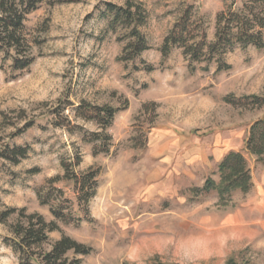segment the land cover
Listing matches in <instances>:
<instances>
[{
    "label": "rangeland",
    "instance_id": "374dc122",
    "mask_svg": "<svg viewBox=\"0 0 264 264\" xmlns=\"http://www.w3.org/2000/svg\"><path fill=\"white\" fill-rule=\"evenodd\" d=\"M126 1L43 0L24 21L34 61L12 70L0 59V210L25 208L51 220L36 190L62 177L61 160L79 152L75 172L98 170L89 220L58 224L92 248L82 264H264V164L244 150L250 125L264 116V105L246 104L264 93V47L235 46L222 71L214 62L190 70L179 47L166 57L159 51L187 5L212 40L217 12L244 0H133L146 10L140 31L149 48L128 62L118 58L124 32L108 30L101 14L105 2ZM82 101L118 108L107 152L82 140L77 127L99 130L73 116ZM17 146L26 149L17 163L1 156ZM229 151L245 155L250 189L226 202L215 192L195 194L207 177L218 181L217 153ZM52 185L82 217L73 183ZM8 235L0 223V264H19L3 243Z\"/></svg>",
    "mask_w": 264,
    "mask_h": 264
},
{
    "label": "trees",
    "instance_id": "16d2710c",
    "mask_svg": "<svg viewBox=\"0 0 264 264\" xmlns=\"http://www.w3.org/2000/svg\"><path fill=\"white\" fill-rule=\"evenodd\" d=\"M42 2L0 0V59L3 62L9 61L12 70H23L34 61L30 42L24 33V21ZM101 14L108 17V30L124 32V45L118 57L121 61H132L149 48L140 31L147 17L141 2L127 0L124 5L105 2ZM235 46H253L256 49L264 47V0H244L240 8L230 4L217 12L212 40L207 39L203 22L195 18L194 6L189 4L163 37L159 51L162 57H166L172 48L179 47L190 70H194L195 63L214 62L216 70L222 71L230 67L224 55ZM143 66L147 71L154 69L149 64ZM249 99L246 104L258 107L264 105V93ZM72 111L75 118L92 121L99 129L88 133L82 127H77L80 132L82 130V140L93 143L94 148L99 147L98 152H107L111 142L107 128L118 108L82 101ZM52 114L61 116L66 125L71 124L69 116L62 115L61 111L55 110ZM244 150L264 164V116L250 125ZM25 155L26 149L19 146L1 154L13 163ZM80 162L79 152L75 153V158L70 162L61 160L64 169L62 177L51 178L48 180L51 183L48 188L42 186L36 190L39 203L48 206L53 217L51 220H46L38 212L27 213L25 208L7 207L0 210V223L9 232L3 243L17 255L19 264H82V257L90 254V246L65 234L58 224L70 221L78 224L83 219L89 220V202L96 192L98 170L90 168L77 173L74 168ZM217 173L218 181L207 177L201 187L193 189L195 194L215 192L218 201L226 202L234 191L247 192L252 185L247 159L241 151L227 152L218 163ZM62 179L73 183L76 204L82 217L73 215L72 206L63 197L62 190L52 185ZM53 231L60 233L59 238L50 239L49 233Z\"/></svg>",
    "mask_w": 264,
    "mask_h": 264
},
{
    "label": "crops",
    "instance_id": "0c3cea01",
    "mask_svg": "<svg viewBox=\"0 0 264 264\" xmlns=\"http://www.w3.org/2000/svg\"><path fill=\"white\" fill-rule=\"evenodd\" d=\"M217 154H218L217 162H220V160H221L222 157L225 155V153L222 152V153H217Z\"/></svg>",
    "mask_w": 264,
    "mask_h": 264
}]
</instances>
